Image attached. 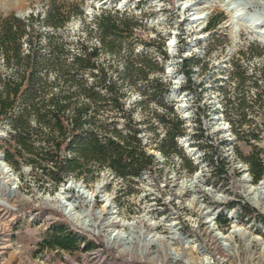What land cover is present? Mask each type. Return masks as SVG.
<instances>
[{"label":"rangeland","instance_id":"rangeland-1","mask_svg":"<svg viewBox=\"0 0 264 264\" xmlns=\"http://www.w3.org/2000/svg\"><path fill=\"white\" fill-rule=\"evenodd\" d=\"M51 5L68 17L63 27L44 24ZM111 9L138 20L134 50L143 40L157 60L143 67L147 80L121 87L153 168L119 177L90 163L91 179L67 173L54 186L53 176L30 166V154L5 160L13 143L0 122V200L9 206L0 205V264H201L202 249L211 264H264V213L246 199L243 179L247 173L258 185L264 175V13L249 0H0V19L32 16V27L58 43ZM156 78L163 87L154 88ZM168 107L184 134L175 138L179 151L162 155ZM102 112L109 122L116 108L102 103ZM209 223L228 237L232 254ZM58 224L84 239L75 250L40 246Z\"/></svg>","mask_w":264,"mask_h":264},{"label":"trees","instance_id":"trees-1","mask_svg":"<svg viewBox=\"0 0 264 264\" xmlns=\"http://www.w3.org/2000/svg\"><path fill=\"white\" fill-rule=\"evenodd\" d=\"M33 20L14 14L0 19V122L10 126L13 143L5 160L30 154V166L53 176L54 186L67 173L77 172L84 181L91 179L90 163L109 168L119 177L139 178L142 172L151 171L154 157L142 144L140 121L124 106L121 91L123 85L147 80L143 67L157 64L145 41H140L145 48L134 50L139 40L135 33L138 20L114 9L101 10L84 23L75 40L61 38L58 43L53 42L54 34L36 31ZM67 21L51 5L44 24L56 29ZM152 81L156 89L164 86L158 78ZM18 102L25 105L15 114ZM106 102L116 108L109 122L108 117L98 118L103 117L100 108ZM165 117L160 118L166 130L157 147L162 155L169 149L179 151L175 138L184 134V123L172 107ZM121 118L124 123L118 127ZM36 141L40 151L34 147ZM83 240L58 224L45 233L40 246L73 251ZM91 246L86 243V249Z\"/></svg>","mask_w":264,"mask_h":264},{"label":"bare ground","instance_id":"bare-ground-1","mask_svg":"<svg viewBox=\"0 0 264 264\" xmlns=\"http://www.w3.org/2000/svg\"><path fill=\"white\" fill-rule=\"evenodd\" d=\"M249 3L264 13V3H262L261 1H257V0H249ZM204 9H207V11L211 10V8H204ZM243 179L245 181L246 199L249 200V201L248 200L247 201L250 204H252L253 207H255L257 210L264 213V175H263V178L261 179V181L259 182L258 185L252 184V179L249 177V175L247 173H244ZM0 205L9 207L7 204L3 203L1 200H0ZM91 226L92 225L90 223H88L86 225V228H88L90 230ZM208 229L212 230V236L214 237V239H216L222 245V247L225 248V251L232 254L230 251L231 245L229 244L230 241L228 240V237L223 235L220 232L213 230L211 223H209ZM239 230L241 231V229L235 228L232 230L231 233H234L235 231H239ZM249 240H248V242H249ZM257 240H258V238H257ZM185 243L189 244V241L186 240ZM259 245H260L261 250L264 251L263 243H259ZM201 254H202L201 264H211V261L207 256V252L202 249Z\"/></svg>","mask_w":264,"mask_h":264}]
</instances>
